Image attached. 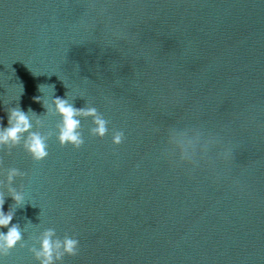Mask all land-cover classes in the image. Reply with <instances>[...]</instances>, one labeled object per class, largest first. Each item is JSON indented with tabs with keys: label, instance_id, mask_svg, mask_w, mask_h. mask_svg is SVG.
Here are the masks:
<instances>
[{
	"label": "water",
	"instance_id": "1",
	"mask_svg": "<svg viewBox=\"0 0 264 264\" xmlns=\"http://www.w3.org/2000/svg\"><path fill=\"white\" fill-rule=\"evenodd\" d=\"M38 96L95 107L107 134L82 118L61 147ZM17 105L48 156L0 146L24 194L0 264H39L48 229L78 240L56 264H264V0H0V131Z\"/></svg>",
	"mask_w": 264,
	"mask_h": 264
},
{
	"label": "clouds",
	"instance_id": "2",
	"mask_svg": "<svg viewBox=\"0 0 264 264\" xmlns=\"http://www.w3.org/2000/svg\"><path fill=\"white\" fill-rule=\"evenodd\" d=\"M49 87L53 90L54 85H40L38 90L42 93V89ZM50 100H41V96L34 98V102L41 103L45 109L46 115L59 117L57 125L56 140L58 144L63 147L65 145L71 146L74 150L79 149L84 140L79 129L82 118H91L94 127L90 129V134L103 138L107 132V121L97 112L95 107L76 108L73 103L69 102L67 98L55 97ZM67 97V93L65 94ZM19 97L17 98L18 101ZM7 127L0 131V146L15 147L21 143L23 139V149L35 162H40L48 156L47 139L48 137L40 135L38 132L31 131L33 127V119L37 124L41 121L36 117V113L32 109L27 112L16 107L7 108ZM25 134L26 137H25ZM124 140L122 132H116L112 137L113 145H120ZM23 174L16 168H11L7 172V176L2 187L7 195L0 194V229H7V232H0V252L7 255L8 251L12 249L21 239V232L17 225L9 227L13 220L12 206L20 207L24 203L23 191H18L12 187L14 181L18 176ZM10 197L13 201L9 211L5 213L3 206L5 198ZM55 231L48 229L42 233L40 241V249L35 252V257L39 264H56L64 257H74L79 253L78 240L73 237L65 236L63 239H53Z\"/></svg>",
	"mask_w": 264,
	"mask_h": 264
}]
</instances>
